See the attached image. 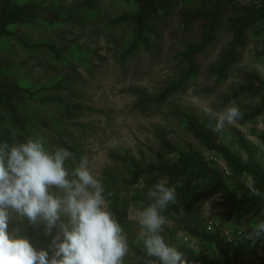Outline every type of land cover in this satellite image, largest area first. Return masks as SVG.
I'll return each mask as SVG.
<instances>
[{
  "label": "trees",
  "instance_id": "obj_1",
  "mask_svg": "<svg viewBox=\"0 0 264 264\" xmlns=\"http://www.w3.org/2000/svg\"><path fill=\"white\" fill-rule=\"evenodd\" d=\"M107 1L108 5L105 4ZM94 20H101L102 29L107 33L117 32L125 37L123 46L118 50L122 63H127L138 54H143L150 61L157 60L169 36L167 33L171 31L170 38L174 41L171 56L176 62L173 68L177 71L175 78L154 94L129 90L138 98L137 108L157 109L197 85L204 54L221 34L229 39L219 59L208 66L207 77L213 83L204 91L212 93L224 85L249 40L264 31L256 30L257 24L264 22V0H254L250 4H240L237 0H84L74 9H65L58 1L29 0L18 4L15 0H0V48L5 50L7 42L15 40L23 51L45 55L59 67L70 61L77 66H88L93 58L81 53L77 38L66 37L70 34L66 29L68 26L82 28L85 22ZM171 27H174L173 31ZM22 28H41L42 31L29 36L20 33ZM84 52L92 54L87 50ZM261 54L264 55V44ZM240 77L242 84L231 88L222 96L221 102L226 107L231 101L239 105L248 100L249 103L240 108L243 116L239 119L241 124L247 125L264 117V80L256 72L241 71ZM66 79L65 76H58L44 84L24 75L22 79L0 59V143H11L13 130L21 142L35 137L29 130L30 124L35 121L55 135L58 147L68 149L76 159H80L81 151L69 142L62 121L75 120L88 108L64 101L61 96H53L59 91H68L73 95L64 83ZM44 105L48 106L46 117L32 115V107ZM171 116L180 122L182 129L193 140L188 148L173 146L167 138L168 133L161 129L157 137L162 145L176 153V159L160 156L157 162L143 163L128 153L112 152L111 159L124 165L129 172L120 175L112 169L104 170L105 195L113 208L126 212L127 201L123 198L126 192L141 184L148 187V191L157 182L163 181L166 186L175 189L176 203L170 204L162 215L170 222L179 223L192 239L209 246L214 255L178 245L173 239H165V242L183 252L190 264L241 263L238 256L246 240L229 243L219 232L189 225L186 218L191 217L204 201L218 196L221 208L216 216L224 219L228 228L249 230L247 217L251 220L257 217L264 219L260 216L264 213V165L256 161L252 146L240 131L234 130L233 134L240 147L248 153V162L221 140L219 131H214L213 125L202 122L192 111L177 108ZM257 138L264 145V132L258 133ZM208 153L221 157L231 172L230 178L225 177ZM246 175L251 177L261 196L247 193L242 198L238 197L230 183L231 178H248ZM131 199L138 208L151 203L146 193ZM230 222L235 227L229 226ZM124 233L129 248L124 264H149L150 259H155L147 256L146 250L135 242L131 233ZM259 264H264V259Z\"/></svg>",
  "mask_w": 264,
  "mask_h": 264
},
{
  "label": "rangeland",
  "instance_id": "obj_2",
  "mask_svg": "<svg viewBox=\"0 0 264 264\" xmlns=\"http://www.w3.org/2000/svg\"><path fill=\"white\" fill-rule=\"evenodd\" d=\"M27 1L29 0H15L18 4ZM44 1H58L65 9H74L84 0ZM237 1L240 4L254 2V0ZM105 4L108 5L109 1ZM102 26L101 20H94L85 22L82 28L68 26L66 29L70 33L66 37L68 39L77 38V46L82 48L81 53L83 55L88 54L93 58L91 61L89 60L88 66H77L70 61V63L59 67L52 60L49 61L45 55L37 56L23 51L15 40L7 42L5 50L0 48V59L17 77L23 79L24 75L36 83L44 84L55 80L58 76L67 78L64 83L73 95L68 91H59L53 96H61L64 101L78 103L88 109L83 111L81 116L75 120L62 121L65 133L71 145L76 146L81 151L80 159L82 157L88 158L94 173L102 181L105 191L106 178L102 175L104 170L112 169L120 175H127L129 172V169L124 165L111 159L112 152L128 153L143 163L157 162L160 156L176 159V153L162 145L157 137L160 130L163 129L168 133L167 138L173 146L188 148L189 144L193 142L182 129L180 122L171 116L175 109L190 110L202 122L216 127V121L209 119L193 102L194 100H199L200 103L207 102L213 109L221 111L225 108L221 102L222 96L228 93L231 88H237L242 84L241 71L256 72L264 80V55L261 54L264 44L263 31L259 36L254 35L249 40L240 61L231 68L228 80L224 85L212 93L204 91L213 83L207 77L208 66L219 59L222 49L229 39L227 35L221 34L210 50L204 54V64L197 77V85L189 88L177 98L170 99L160 108L139 109L136 107L137 96L129 90L136 89L154 94L177 75V71L173 68L176 62H173L171 56L174 50V41L170 38L171 31L167 33L169 36L165 46L159 58L153 60L154 62L143 54H138L127 63H122L119 61L118 50L119 47L123 46L125 37L117 32L107 33L102 29ZM170 29L173 31L174 27ZM263 29L264 22L258 23L256 30ZM40 31H42L41 28L20 29L21 34L26 33L29 36L37 35ZM46 96L49 97V94ZM248 103V100L242 101L238 106L241 108L243 104ZM31 112L33 116L46 117L48 106H34L31 108ZM29 130L35 137L43 138L47 149L54 150L58 147L55 135L35 121L30 124ZM234 130L240 131L252 146L256 161L264 165V145L257 138L258 133L264 132V117L247 125H243L237 120L234 124L225 125L224 129L219 131L221 140L230 146L243 161L248 162L249 155L238 144L237 137L233 134ZM80 159L75 158V162L69 160L67 164L69 167H74ZM247 177L250 178V176ZM236 179L238 180L231 185L236 190L238 197L242 198L248 195L245 186L241 184L242 177H236ZM147 188L141 184L124 194L123 198L127 201L126 212L113 208L111 201L105 195L109 202V210L123 227V230L131 233L135 242L143 249H145L143 241L139 238L141 226L136 218V212L139 208L133 204L131 198L147 193ZM220 208V197H213L204 201L186 220L189 225L203 230H207V223L212 219H219L225 225L224 219L216 216ZM246 220L247 225L253 222L250 217H247ZM228 225L235 227L232 222ZM8 231L10 233L18 231L20 235L29 239L35 249H44L49 252V257L52 256L53 251L50 245L53 237L57 234L56 228H53L49 235L45 233L43 224L31 225L26 218L19 220L13 214ZM179 233H183V236H178ZM161 235L166 240L173 239L178 245H185L200 252L214 255L209 246L187 235L179 223L167 220ZM263 259L264 239H257L255 243L246 240L238 256V260L242 262L235 264H258Z\"/></svg>",
  "mask_w": 264,
  "mask_h": 264
},
{
  "label": "clouds",
  "instance_id": "obj_3",
  "mask_svg": "<svg viewBox=\"0 0 264 264\" xmlns=\"http://www.w3.org/2000/svg\"><path fill=\"white\" fill-rule=\"evenodd\" d=\"M193 102L216 121L214 131H222L243 116L235 101L221 111L207 102ZM11 136V143H0V264H124L127 236L109 210L105 187L88 158L69 167L67 161L75 162V156L68 149L48 150L41 137L21 142L15 130ZM248 187L252 195L261 196L255 187ZM146 195L151 203L141 205L136 218L146 254L155 258L149 264H190L185 254L161 235L167 224L162 213L176 203L175 189L159 181ZM13 214L31 225L43 224L46 234L58 230L50 245L51 257L48 251L35 249L18 231H8ZM248 226L244 239L253 243L264 239V219L257 217Z\"/></svg>",
  "mask_w": 264,
  "mask_h": 264
},
{
  "label": "built area",
  "instance_id": "obj_4",
  "mask_svg": "<svg viewBox=\"0 0 264 264\" xmlns=\"http://www.w3.org/2000/svg\"><path fill=\"white\" fill-rule=\"evenodd\" d=\"M208 157L211 160H214L216 162L218 168L223 172L225 177L230 178L231 172L229 171V169L227 168L225 163L222 161L220 156L212 153ZM236 177L237 176H233L231 178V183H234V182H236L238 180V179H236ZM248 178L242 177L241 184H243L245 186L246 191L249 194H251V191H250V188L248 187V185L249 186H253V187H255V186L252 183L251 177L249 179ZM207 230L209 232H213V233L219 232L220 235L229 243H233L234 241H237V240H247V239H244L242 237V234L244 232H246V231H244L243 229L228 228L219 219L209 220L208 223H207Z\"/></svg>",
  "mask_w": 264,
  "mask_h": 264
}]
</instances>
